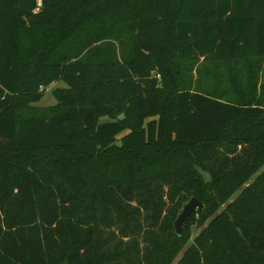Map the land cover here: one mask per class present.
<instances>
[{"label": "trees", "instance_id": "trees-1", "mask_svg": "<svg viewBox=\"0 0 264 264\" xmlns=\"http://www.w3.org/2000/svg\"><path fill=\"white\" fill-rule=\"evenodd\" d=\"M40 1L0 0V264H264V0Z\"/></svg>", "mask_w": 264, "mask_h": 264}, {"label": "rangeland", "instance_id": "rangeland-1", "mask_svg": "<svg viewBox=\"0 0 264 264\" xmlns=\"http://www.w3.org/2000/svg\"><path fill=\"white\" fill-rule=\"evenodd\" d=\"M243 66H245V67H243ZM217 67L218 66H216V68ZM210 69H211V66L208 63H206L205 61H202L201 59L195 63L194 62L184 63L183 69H182L183 71L181 73V77H182L184 83L193 90L211 91V90L215 89L216 87H218L219 82H222V81H219L218 78L209 75V73H211V70H212V69L211 70ZM218 69H220L223 72L228 71L227 65L224 63L219 65ZM204 71H206V73L208 75H206V73H203ZM234 71L236 72V74L241 79H246V77L248 76L246 73L247 64L244 61H239L238 63H236V65L234 67ZM217 72H218L217 74H219V71H217ZM257 73H258V77H260L262 74H264V64H262L261 69ZM65 86H66V84L63 81H55V82H52L48 85H41L39 87V92L41 93V97L39 98V100H37L36 102H33L32 104L34 106H38V107H45V106L55 104L56 98L53 95V89H55L57 87H65ZM224 98L228 99V100L235 101V97L233 96L231 90L225 92ZM234 196H232V198ZM200 230H201V228L193 227L190 242L199 233ZM180 256L181 255H179L174 260L173 264H177Z\"/></svg>", "mask_w": 264, "mask_h": 264}, {"label": "water", "instance_id": "water-1", "mask_svg": "<svg viewBox=\"0 0 264 264\" xmlns=\"http://www.w3.org/2000/svg\"><path fill=\"white\" fill-rule=\"evenodd\" d=\"M203 203L196 197H191L182 207L177 218L174 221L175 233L180 235L184 221H186L196 211H201Z\"/></svg>", "mask_w": 264, "mask_h": 264}, {"label": "built area", "instance_id": "built-area-1", "mask_svg": "<svg viewBox=\"0 0 264 264\" xmlns=\"http://www.w3.org/2000/svg\"><path fill=\"white\" fill-rule=\"evenodd\" d=\"M38 6H37V8H36V10L38 9V7L41 5V1L40 0H38V4H37ZM36 10H35V12H36Z\"/></svg>", "mask_w": 264, "mask_h": 264}]
</instances>
